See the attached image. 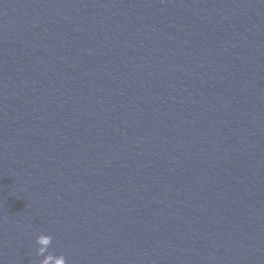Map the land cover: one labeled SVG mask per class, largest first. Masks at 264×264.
<instances>
[{"label":"water","instance_id":"1","mask_svg":"<svg viewBox=\"0 0 264 264\" xmlns=\"http://www.w3.org/2000/svg\"><path fill=\"white\" fill-rule=\"evenodd\" d=\"M47 235L67 264H264V0L197 25Z\"/></svg>","mask_w":264,"mask_h":264},{"label":"clouds","instance_id":"2","mask_svg":"<svg viewBox=\"0 0 264 264\" xmlns=\"http://www.w3.org/2000/svg\"><path fill=\"white\" fill-rule=\"evenodd\" d=\"M53 237L51 235L42 234L37 237V243L40 245L36 255L38 257L43 256L44 258L39 260V264H67L66 259L63 254L54 255L52 252L45 253L48 250L49 245H51Z\"/></svg>","mask_w":264,"mask_h":264}]
</instances>
